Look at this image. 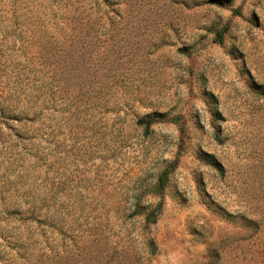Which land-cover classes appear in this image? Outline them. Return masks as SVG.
I'll return each instance as SVG.
<instances>
[{
    "label": "rangeland",
    "instance_id": "obj_1",
    "mask_svg": "<svg viewBox=\"0 0 264 264\" xmlns=\"http://www.w3.org/2000/svg\"><path fill=\"white\" fill-rule=\"evenodd\" d=\"M0 264H264V0H0Z\"/></svg>",
    "mask_w": 264,
    "mask_h": 264
},
{
    "label": "trees",
    "instance_id": "obj_2",
    "mask_svg": "<svg viewBox=\"0 0 264 264\" xmlns=\"http://www.w3.org/2000/svg\"><path fill=\"white\" fill-rule=\"evenodd\" d=\"M44 35H45V33L42 34V36H44ZM42 36H41V38H40V40H39V48H38V51H39V53H40L41 55L44 54V51H45V50H48L47 47H49V46L52 44V40L54 41L55 39H57L56 37L53 38V33H51V35L49 36V37H50V40H48V41L43 40V39H42ZM221 39H222V38H221ZM49 81H50V80H49ZM50 82H51V81H50ZM50 82L47 81V83H50ZM50 85H51V83H50ZM44 86H46V87L49 88L48 84H46V85H44ZM46 96H47V97H46ZM45 98H46V99H45L46 103H49L50 99H49L48 95H45ZM47 100H48V101H47ZM27 111H30V109L27 110ZM141 124H142V122H141ZM142 125H144L145 129L148 128V124H142ZM213 165H214V163H213ZM172 167H173V165H170V166L167 167L164 171L161 172V174L159 175V177H158L156 183L151 187V189H150L151 192H154L155 194H161V193L163 192L164 186H165V184H166V182H167L168 174H169V172H171ZM214 167H215L219 172L222 173V167H221V166H219V165L216 166V165H215ZM160 208H161V203H159V204L157 205V207H156L155 210H152L151 212L148 213V215H147V220H148V221H155L156 216H157V212L160 210ZM149 245H152V244L149 243Z\"/></svg>",
    "mask_w": 264,
    "mask_h": 264
}]
</instances>
